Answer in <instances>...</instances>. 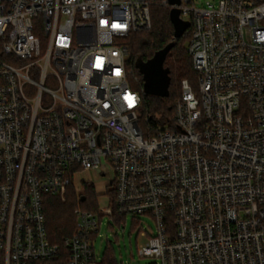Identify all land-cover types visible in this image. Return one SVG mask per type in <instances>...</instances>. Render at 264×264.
Listing matches in <instances>:
<instances>
[{"label": "built area", "instance_id": "2783aa9c", "mask_svg": "<svg viewBox=\"0 0 264 264\" xmlns=\"http://www.w3.org/2000/svg\"><path fill=\"white\" fill-rule=\"evenodd\" d=\"M155 1L190 22L197 80L154 123L125 38ZM71 185L97 209H74L61 256L44 195ZM113 214L154 219L155 264H264V0H0V264H98Z\"/></svg>", "mask_w": 264, "mask_h": 264}, {"label": "trees", "instance_id": "16d2710c", "mask_svg": "<svg viewBox=\"0 0 264 264\" xmlns=\"http://www.w3.org/2000/svg\"><path fill=\"white\" fill-rule=\"evenodd\" d=\"M170 9L160 5L157 1L150 4L151 27L148 30L130 33L125 38L128 48L126 68L129 74L138 76V88L142 94V112L155 122H163L164 118L171 114L174 99L180 95V88L173 84V79L181 80L196 74L192 66V60L187 52V45L190 40V25L179 38L174 37V24L170 17ZM189 22V21H188ZM190 24V22H189ZM168 48L163 68L167 71L169 78L168 96L159 98L144 91L143 73L136 65L138 60L148 61L157 52ZM195 72V73H194ZM190 79V78H189ZM188 79V80H189ZM190 81V80H189ZM137 87V86H136ZM74 193V192H73ZM60 201L58 197L44 195L45 228L49 241L57 244L61 250V256L65 254L63 245L64 238L71 235L76 228V215L74 209L80 206L82 209L96 211V195L93 187L84 185L79 196ZM84 197V200H81ZM126 216L113 214L112 218L118 225ZM98 264H118L115 254L107 251L101 256Z\"/></svg>", "mask_w": 264, "mask_h": 264}, {"label": "rangeland", "instance_id": "374dc122", "mask_svg": "<svg viewBox=\"0 0 264 264\" xmlns=\"http://www.w3.org/2000/svg\"><path fill=\"white\" fill-rule=\"evenodd\" d=\"M193 1L196 6L203 7L207 2L217 3L219 0ZM37 34L41 39L44 38L43 33L40 32ZM189 78L188 79L190 80L191 84L195 85L197 80V74H194ZM129 79L131 80L132 84L135 87L137 86L138 88L139 82L136 81V79L139 80L138 76L129 74ZM180 81L174 78L173 84L175 86L177 85L178 88H180ZM138 89L140 90V88ZM85 177L92 180L97 186H101L105 183L104 180L98 179L92 172L85 174ZM73 192L74 188L71 185L68 187V198L73 197L72 194H74L75 196H79L80 194V192ZM60 201L62 202L63 200L60 199ZM77 207L80 208V206ZM155 228V221L150 215L133 216L131 214H128L120 223V225H118L112 217L110 218L108 216H104L100 225V234L94 241V249L96 255L102 256L107 250L114 252L118 264L158 263L157 259L150 257H140L137 249L146 240V238L141 235V232L144 231L147 232L148 235H152V233L155 232Z\"/></svg>", "mask_w": 264, "mask_h": 264}, {"label": "water", "instance_id": "95a60500", "mask_svg": "<svg viewBox=\"0 0 264 264\" xmlns=\"http://www.w3.org/2000/svg\"><path fill=\"white\" fill-rule=\"evenodd\" d=\"M171 5L180 4V0H168ZM170 17L174 24V37L179 38L190 25L188 21L180 18V10L173 6L170 9ZM169 47L157 52L153 58L148 61L138 60L136 65L143 73L144 91L157 97H167L169 78L167 71L163 68V60ZM142 66V68H141ZM84 200V197H81Z\"/></svg>", "mask_w": 264, "mask_h": 264}]
</instances>
